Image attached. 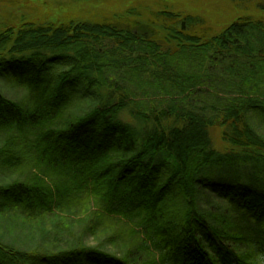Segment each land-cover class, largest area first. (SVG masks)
Listing matches in <instances>:
<instances>
[{
	"label": "trees",
	"instance_id": "16d2710c",
	"mask_svg": "<svg viewBox=\"0 0 264 264\" xmlns=\"http://www.w3.org/2000/svg\"><path fill=\"white\" fill-rule=\"evenodd\" d=\"M255 9L215 33L167 11L159 31L137 13L3 25L0 166L21 174L0 183V215L44 227L35 246L0 237V264H264V136L251 123L264 124V1ZM143 73L171 104L134 101L113 77ZM209 89L232 92L211 117L193 108ZM62 215L126 229L60 247L46 238L72 229Z\"/></svg>",
	"mask_w": 264,
	"mask_h": 264
},
{
	"label": "rangeland",
	"instance_id": "374dc122",
	"mask_svg": "<svg viewBox=\"0 0 264 264\" xmlns=\"http://www.w3.org/2000/svg\"><path fill=\"white\" fill-rule=\"evenodd\" d=\"M263 1L264 0H0V29L5 24L19 25L24 20H48L52 22H66L70 20L92 21L102 17L132 16V14L137 13L141 14L138 19L144 24L149 23L152 19L154 21L153 26L159 31V25H169V23L165 22V20H158L157 22L154 18L159 12L167 11L177 15H183V17L186 15L203 17L207 23L201 30H208L209 32L212 31L215 33L220 32L222 28L226 25L228 26L229 22L237 17L249 15L250 13H260L255 9V6ZM135 54L138 55L137 52ZM141 75L142 79L139 81L140 83L134 79H130L129 76L128 78L122 75L113 77L119 79V83L124 84L125 87L130 90L131 95L134 96V101H153L159 105L165 104V106L172 103L175 96L173 97L170 92L163 90L164 87L161 89L157 88L156 84L147 78L148 76L144 73ZM220 80L224 81V78H220ZM164 86L166 87V85ZM1 87L5 89L10 97L21 94V91L16 87H11L7 84H2ZM213 92L210 89L207 90L203 96L197 98V100L193 102V108L197 109L202 115L207 114L208 117L216 115V113H218L216 108L221 109L223 107L222 104H224L223 99L229 98L232 92L228 91L225 93L219 89H215ZM217 96L219 98H217ZM219 99L220 101H218ZM125 118L130 119L132 124L136 123V121L132 120L127 114H125ZM251 123L254 128L264 136V124L256 117H252ZM211 132L217 148L225 151L230 147L227 142L222 140L223 130L220 127L213 128ZM19 174L21 173L17 172L15 174L12 173L11 170L0 166V183L12 182ZM83 216L84 215H77L67 218L66 215H62L61 219L56 220V222L64 221L65 224L67 222L72 229H68L67 231L69 232L65 231L64 233L53 229L51 234H49L51 236L46 239L49 242L54 241L60 247H63L75 244L78 242L77 240H80L79 238L82 234H85L83 240H85L86 243L97 244L103 241L104 244H110L113 235H117L116 230L123 233V230L126 229L123 227L122 223L118 224L109 219L95 222L97 223L95 225L96 229H88L85 225L79 224L80 221H83ZM67 219H69V221ZM51 221V219H47L48 227H50L49 223ZM110 222H113L112 224L116 225L118 228L116 226L111 227L112 225H110ZM42 227H44V223L37 225L32 221H27L19 213L12 212V208L7 209L4 216L0 215V237L3 238L6 243L14 242L22 247H28L31 244L35 246L41 240H38V238L40 237V229ZM119 227L121 230H119ZM124 238L125 240L127 239L126 236ZM126 241L128 242V240Z\"/></svg>",
	"mask_w": 264,
	"mask_h": 264
}]
</instances>
